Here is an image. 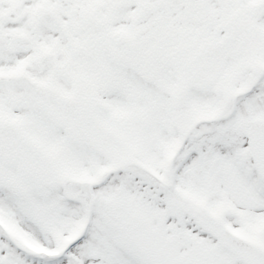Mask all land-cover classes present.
Returning a JSON list of instances; mask_svg holds the SVG:
<instances>
[{"label": "snow or ice", "instance_id": "1", "mask_svg": "<svg viewBox=\"0 0 264 264\" xmlns=\"http://www.w3.org/2000/svg\"><path fill=\"white\" fill-rule=\"evenodd\" d=\"M0 264H264V0H0Z\"/></svg>", "mask_w": 264, "mask_h": 264}]
</instances>
